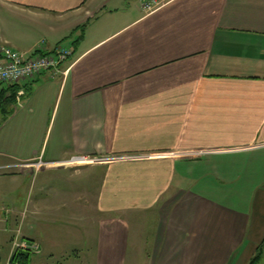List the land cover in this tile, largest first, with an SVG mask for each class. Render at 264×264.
Returning <instances> with one entry per match:
<instances>
[{"label":"crops","instance_id":"1","mask_svg":"<svg viewBox=\"0 0 264 264\" xmlns=\"http://www.w3.org/2000/svg\"><path fill=\"white\" fill-rule=\"evenodd\" d=\"M142 1L0 0V49L73 50L55 69L0 85L25 92L0 122L2 263L19 220L41 264L88 244L96 264H126L131 232L135 247L152 248L132 264L255 256L264 0H173L151 12ZM73 155L103 159L66 165Z\"/></svg>","mask_w":264,"mask_h":264},{"label":"built area","instance_id":"2","mask_svg":"<svg viewBox=\"0 0 264 264\" xmlns=\"http://www.w3.org/2000/svg\"><path fill=\"white\" fill-rule=\"evenodd\" d=\"M173 0H143L142 7L144 10L151 12ZM2 60L0 61V85L4 83H16L17 81L27 78L35 77L47 70L57 68L62 62L67 60L73 54L70 47L59 45L53 50L37 53L32 52L29 54L21 53L20 51L9 47L2 46L0 49ZM24 90L20 89L17 95V102L21 101ZM100 159L102 156L94 155H73L69 157L64 163L70 166H83L90 165ZM44 161L40 160L39 163H34L38 167L43 165ZM1 227V220H0ZM16 251H30L32 253L39 252V244L33 240L23 238L20 241H14ZM14 251L8 264H19V262L12 259Z\"/></svg>","mask_w":264,"mask_h":264},{"label":"rangeland","instance_id":"3","mask_svg":"<svg viewBox=\"0 0 264 264\" xmlns=\"http://www.w3.org/2000/svg\"><path fill=\"white\" fill-rule=\"evenodd\" d=\"M0 118H1V116H0ZM56 165H60V164H56ZM62 165H64V164H62ZM51 167H56V166H51ZM38 170H39L38 167L35 168V169L33 168V171H38ZM32 180L33 179H32V176H31L30 177V182ZM34 183H35L34 191H37V174L34 175ZM28 192H29V188H27L26 191H24L23 196L28 195ZM34 194H36V192ZM21 198H22V195L20 196V199ZM223 202H225L227 204H232L233 203V201H228V200H225ZM4 219L5 218L1 217V215H0V220H1L0 235L4 236L3 243L0 242V252H3V246L5 245L4 244L5 243V239L8 236V234H3L4 233L3 232V228H4L5 224H6ZM17 224H18V226L13 225V227L16 228V230L19 227H21V228H19L17 230L16 235L15 236L13 235V238H14V240L16 238V241H20V240H22L24 238V235H22L24 233H23V229H22L23 226L21 225L22 224L21 220H19ZM24 228H25V225H24ZM143 234H146V233H143ZM255 236H256V238H260L259 242L261 241V243L257 246V250H258V248L260 246H262L261 250H260L261 251V261H260L259 264H264V226L261 228L260 233H257V235L255 234ZM132 237H133V232H131L130 243H129V247H128V250H127V263L126 264H132L134 260H139L138 258H140L142 262H144L145 260L148 261L149 255H151V252H152V248L151 247H146V246L143 245V247L138 249V247L134 246ZM94 239H96V237H94ZM14 240L12 239V241H14ZM254 242H256V241H254ZM141 243H145V242H141ZM88 245H87V247L85 249H83V248H78L77 249L75 247H72L71 249L63 251L62 253L58 254L56 257H53V258L50 257V256H47L46 259L48 261H46L45 264H96L95 260H94L95 259L94 256H95V253H96L97 250H96V248H92V249L89 248ZM13 250L16 251L14 245H13ZM14 251H12V252H14ZM77 251H80L83 254L81 259L77 258L78 262H76V260H75L76 259L75 254H76ZM257 252L258 251H256V253ZM38 257H40V256L33 253V257L32 258H33L34 262H32V264H41L40 262H38ZM8 262H9V260L5 264H8ZM1 264H4V263L1 262ZM19 264H21V263H19ZM142 264H145V263H142Z\"/></svg>","mask_w":264,"mask_h":264},{"label":"trees","instance_id":"4","mask_svg":"<svg viewBox=\"0 0 264 264\" xmlns=\"http://www.w3.org/2000/svg\"><path fill=\"white\" fill-rule=\"evenodd\" d=\"M84 32V29H82ZM83 32L80 35V38L83 37ZM17 93L18 89L15 88L14 85H10L9 88L2 89L0 91V122L2 120H5L8 118L13 113L14 106L16 105L17 102ZM2 119V120H1ZM261 247L258 248V252L253 256L248 264H258L259 261L261 260ZM33 257V253L30 251H22L18 250L14 253L12 259L14 261H17L21 264H31ZM0 264H1V256H0Z\"/></svg>","mask_w":264,"mask_h":264}]
</instances>
